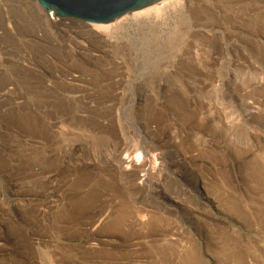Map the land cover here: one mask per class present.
Masks as SVG:
<instances>
[{"label":"rangeland","instance_id":"1","mask_svg":"<svg viewBox=\"0 0 264 264\" xmlns=\"http://www.w3.org/2000/svg\"><path fill=\"white\" fill-rule=\"evenodd\" d=\"M184 3L0 0V264H264V0Z\"/></svg>","mask_w":264,"mask_h":264},{"label":"water","instance_id":"2","mask_svg":"<svg viewBox=\"0 0 264 264\" xmlns=\"http://www.w3.org/2000/svg\"><path fill=\"white\" fill-rule=\"evenodd\" d=\"M52 17L85 24H110L162 0H36Z\"/></svg>","mask_w":264,"mask_h":264},{"label":"bare ground","instance_id":"3","mask_svg":"<svg viewBox=\"0 0 264 264\" xmlns=\"http://www.w3.org/2000/svg\"><path fill=\"white\" fill-rule=\"evenodd\" d=\"M193 0H162L161 2L147 7L139 12H135L134 14H132L129 18H124L122 20H120L119 22H115L113 24H92L89 26V28L92 31H100L102 33H109L112 29H116L119 28L122 25H125L126 23L129 24H133L134 21L137 20H143L146 21L147 18L150 17H155V18H159L161 15H163L165 12H167L170 8L176 6V5H180L183 4V2H185L184 4H190ZM48 19H52L51 14L48 15ZM131 26V25H130ZM143 96L140 94L139 96V103L143 102ZM144 103V102H143ZM146 127V126H145ZM130 156V154H129ZM147 159H145L141 154H137L135 157H124L123 159H120V163H117V169L119 170V172H123L122 170H130L132 172V175H137L141 170H143L145 167V165L147 164ZM125 164V166L123 167V165ZM143 168V169H142ZM125 171V172H126ZM121 175H123V173H121ZM198 187V188H197ZM204 187V186H203ZM198 191H201L202 189L197 185L196 186ZM205 194V193H204ZM198 200H205L202 197H197Z\"/></svg>","mask_w":264,"mask_h":264}]
</instances>
